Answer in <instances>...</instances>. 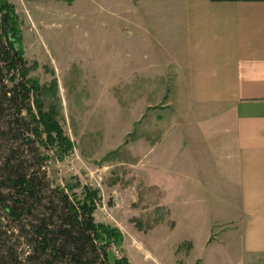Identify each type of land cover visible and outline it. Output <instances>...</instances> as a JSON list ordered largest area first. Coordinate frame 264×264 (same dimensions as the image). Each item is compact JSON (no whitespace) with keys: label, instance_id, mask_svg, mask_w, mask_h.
I'll return each mask as SVG.
<instances>
[{"label":"rangeland","instance_id":"374dc122","mask_svg":"<svg viewBox=\"0 0 264 264\" xmlns=\"http://www.w3.org/2000/svg\"><path fill=\"white\" fill-rule=\"evenodd\" d=\"M8 2L18 17L29 77L42 86L56 81L59 121L75 145L61 156L34 140L42 170L71 194L81 196L83 187L99 192L96 222L123 236L121 249L113 248L116 258L129 264H244L241 232L229 234V222L211 231L218 219L233 215L231 204H218L211 188L204 204L194 200L200 197L194 189L180 198L167 188L164 198L149 178V153L173 132L171 120L178 116L176 73L163 69L180 57L179 38L170 32L176 33L178 19L159 11L172 1L140 0L139 12V0ZM153 69L163 70L147 78ZM153 155L151 166L163 168L164 154ZM184 158L176 157L175 165ZM185 199L189 204L180 205Z\"/></svg>","mask_w":264,"mask_h":264},{"label":"crops","instance_id":"0c3cea01","mask_svg":"<svg viewBox=\"0 0 264 264\" xmlns=\"http://www.w3.org/2000/svg\"><path fill=\"white\" fill-rule=\"evenodd\" d=\"M171 1L159 11L178 19L170 32L179 38L180 57L163 68L176 73L178 116L173 132L149 153V178L164 198L167 188L180 198L197 190L200 204L211 188L217 203L233 210L211 231L233 224L229 234L241 232L244 264H264V0ZM156 150L164 154L161 169L151 166ZM182 154L184 163L176 166Z\"/></svg>","mask_w":264,"mask_h":264},{"label":"trees","instance_id":"16d2710c","mask_svg":"<svg viewBox=\"0 0 264 264\" xmlns=\"http://www.w3.org/2000/svg\"><path fill=\"white\" fill-rule=\"evenodd\" d=\"M29 72L15 8L0 0V264H129L113 251L121 232L94 218L99 192L47 180L34 140L61 156L75 145L59 121L56 81L42 86Z\"/></svg>","mask_w":264,"mask_h":264}]
</instances>
